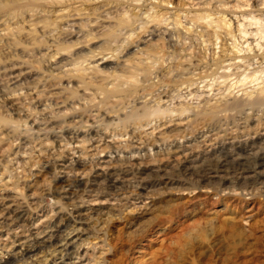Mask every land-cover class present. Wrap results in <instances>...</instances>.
<instances>
[{"label": "rangeland", "instance_id": "374dc122", "mask_svg": "<svg viewBox=\"0 0 264 264\" xmlns=\"http://www.w3.org/2000/svg\"><path fill=\"white\" fill-rule=\"evenodd\" d=\"M263 9L264 0H0V205L25 207L20 214L31 226L60 224L76 255L86 254L91 264H135L142 250L145 264H264V187L251 192L218 177L196 183L174 166L186 153L228 137L264 133V109L229 119L220 113L217 122L194 111L207 100L226 101L264 86ZM145 66L151 68L140 70ZM143 105L176 111L153 117L150 126L121 124ZM130 156L143 159L144 177L163 167L177 181L136 188L134 195L130 188L128 198L88 197L62 206L67 177L93 170L94 179L100 167ZM49 228L39 237L46 244ZM1 237L0 244L19 247L15 232L3 229ZM10 253L0 246V259L28 263Z\"/></svg>", "mask_w": 264, "mask_h": 264}, {"label": "bare ground", "instance_id": "6f19581e", "mask_svg": "<svg viewBox=\"0 0 264 264\" xmlns=\"http://www.w3.org/2000/svg\"><path fill=\"white\" fill-rule=\"evenodd\" d=\"M64 1V0H63ZM33 2V1H32ZM60 2V1H59ZM128 2V1H127ZM135 2V1H134ZM158 2V1H157ZM16 3V2H15ZM3 4V2H2ZM19 4V3H18ZM31 4V3H30ZM113 4V3H112ZM124 4V3H123ZM97 6V5H96ZM136 6V5H135ZM30 8V6H29ZM35 8V7H34ZM86 9V8H85ZM159 9V8H158ZM23 10V9H22ZM66 10V9H65ZM114 10V9H113ZM264 10V9H263ZM12 11V10H11ZM61 11V10H60ZM80 11V10H79ZM99 11V10H98ZM97 11V12H98ZM111 11V10H110ZM131 11V10H130ZM136 11V10H135ZM89 12V11H88ZM96 12V11H95ZM140 13V12H139ZM58 14V12H57ZM111 14V13H110ZM125 14V13H124ZM161 14V13H160ZM77 15V14H76ZM112 15V14H111ZM121 15V14H120ZM135 15V14H134ZM133 15V16H134ZM65 16V15H64ZM95 16V15H94ZM99 16V15H98ZM107 16V15H106ZM166 16V15H165ZM253 16V14H252ZM68 17V16H66ZM88 17V16H87ZM135 17V16H134ZM149 17V15H148ZM157 17V16H155ZM159 17V16H158ZM246 17V16H245ZM257 17L253 16L252 18ZM164 18V17H161ZM206 18V17H205ZM234 18V17H233ZM258 18V17H257ZM72 19V18H71ZM93 19V18H92ZM157 19V18H156ZM169 19V18H168ZM200 19V18H199ZM241 19V18H240ZM155 20V19H154ZM166 20V19H165ZM238 20V19H237ZM255 20V19H254ZM259 20V19H258ZM46 21V20H45ZM94 21V20H93ZM91 21V22H93ZM109 21V20H108ZM137 21V20H136ZM142 21V20H141ZM233 21V20H232ZM257 21V20H256ZM127 22V21H126ZM238 22V21H237ZM8 23V22H7ZM6 23V26H7ZM51 23V22H50ZM76 23V22H75ZM118 23V22H117ZM4 24V23H3ZM74 24V23H73ZM79 24V23H78ZM83 24V23H82ZM92 24V23H91ZM120 24V23H119ZM144 24V23H143ZM149 24V22H148ZM94 25V24H93ZM104 25V24H103ZM127 25V24H125ZM10 26V25H9ZM22 26V25H21ZM74 26V25H73ZM90 26V25H89ZM150 26V25H149ZM152 26V25H151ZM228 26V25H227ZM1 27V26H0ZM16 27V26H15ZM14 27V28H15ZM85 28V26H82ZM99 27V26H98ZM116 27V26H115ZM119 28V27H118ZM11 29V28H8ZM33 29V28H32ZM39 29V28H38ZM87 29V28H86ZM120 29V28H119ZM12 30V29H11ZM43 30V29H42ZM90 30V29H89ZM93 30V29H92ZM108 30V29H107ZM106 30V33L108 32ZM113 30V28H112ZM33 31V30H32ZM36 31V30H35ZM45 31V30H44ZM116 31V30H115ZM141 31V30H140ZM21 32V31H20ZM70 32V31H69ZM93 32V31H92ZM248 32V31H247ZM264 32V30H263ZM14 33V32H13ZM112 33V32H111ZM170 33V32H169ZM9 34V33H8ZM20 34V33H19ZM144 34V33H143ZM218 34V33H217ZM18 35V34H17ZM53 35V34H52ZM160 35V34H159ZM181 35V34H180ZM202 35V34H201ZM234 35V34H233ZM253 35V34H252ZM10 36V35H9ZM46 36V35H45ZM108 36V35H107ZM60 37V36H59ZM112 37V36H111ZM187 37V36H186ZM10 38V37H9ZM8 38V39H9ZM122 38V37H121ZM202 38V37H201ZM235 38V37H234ZM197 39V38H196ZM36 40V39H35ZM39 40V39H37ZM158 40V39H157ZM62 41V40H61ZM106 41V40H105ZM190 41V40H189ZM202 41V40H201ZM207 41V40H206ZM10 42V41H9ZM8 42V43H9ZM117 42V41H116ZM153 42V41H152ZM161 42V41H160ZM224 42V41H223ZM36 43V42H34ZM107 43V42H106ZM130 43V42H129ZM158 43V42H157ZM184 43V42H183ZM248 43V42H247ZM148 44V43H147ZM194 44V43H193ZM207 44V43H206ZM55 45V44H54ZM69 45V44H68ZM6 46V45H5ZM65 46V45H62ZM67 46V45H66ZM191 46V45H190ZM59 47V46H58ZM70 47V46H69ZM94 47V46H93ZM157 47V46H156ZM163 47V46H161ZM259 47V45H258ZM20 48V47H19ZM52 48V47H51ZM60 48V47H59ZM62 48V47H61ZM101 48V47H100ZM206 48V46H205ZM26 49V48H25ZM62 49H67V47H63ZM62 49L57 48V52L61 53ZM250 49V48H249ZM264 49V48H263ZM22 50V49H21ZM51 50V49H50ZM101 50V49H100ZM213 50V49H212ZM68 51V49H67ZM70 51V50H69ZM91 51V50H90ZM141 51V50H140ZM139 51V52H140ZM147 51V50H146ZM205 51V49H204ZM247 51V50H246ZM259 51V50H258ZM97 52V51H96ZM138 52V53H139ZM151 52V49L150 51ZM149 52L148 55L150 54ZM195 52V50H194ZM56 53V52H55ZM87 53V52H86ZM85 53V54H86ZM89 53V52H88ZM95 53V52H94ZM102 53V52H100ZM158 53V52H157ZM164 53V51H163ZM162 53V54H163ZM20 54V53H19ZM50 54V53H49ZM53 54V53H52ZM84 54V53H83ZM125 54V53H124ZM146 54V53H145ZM92 55V54H91ZM90 55V56H91ZM101 55V54H100ZM152 55V54H151ZM230 55V54H229ZM89 56V58H91ZM105 56V55H104ZM137 56V54H136ZM222 56V55H221ZM53 57V56H52ZM87 57V56H86ZM88 58V57H87ZM142 58V57H141ZM259 58V57H258ZM86 59V58H85ZM84 59V60H85ZM133 59V58H132ZM151 59V58H150ZM157 59V58H156ZM155 59V60H156ZM212 59V58H211ZM56 60V59H55ZM94 60V59H93ZM163 60V59H162ZM165 60V59H164ZM203 60V59H202ZM201 60V61H202ZM246 60V59H245ZM117 61V60H116ZM161 61V60H160ZM130 62V61H129ZM147 62V61H146ZM223 62V61H222ZM57 63V62H56ZM118 63V62H117ZM136 64V62H134ZM142 63V62H141ZM153 63V62H152ZM201 63V62H200ZM215 63V62H214ZM139 64V63H138ZM221 64V63H220ZM246 64V63H245ZM244 64V65H245ZM3 65V64H2ZM80 65V64H79ZM88 65V64H87ZM126 65V64H125ZM223 65V64H222ZM231 65V64H230ZM229 65V66H230ZM121 66V65H120ZM127 66V65H126ZM143 66V65H142ZM102 67V66H101ZM104 67V66H103ZM113 67V66H112ZM132 67V66H131ZM150 67V66H149ZM148 67V68H149ZM158 67V66H157ZM247 67V66H246ZM99 68V67H98ZM116 68V67H115ZM114 68V69H115ZM129 68V67H128ZM143 68V67H142ZM147 66H145L143 69L140 70H149ZM151 68V67H150ZM171 68V67H170ZM241 68V67H240ZM212 69V68H211ZM210 69V70H211ZM224 69V68H223ZM237 69V68H236ZM78 70V69H77ZM81 70V69H80ZM78 70V72L80 71ZM100 70V69H99ZM113 70V69H112ZM228 70V69H227ZM234 70V69H233ZM258 70V69H257ZM103 71V70H101ZM119 71V70H118ZM122 71V70H121ZM128 71V69H127ZM208 71V70H207ZM226 71V70H225ZM252 71V70H251ZM131 71H129L130 73ZM220 72V71H219ZM224 72V71H223ZM233 72V71H232ZM241 72V71H240ZM11 73V72H10ZM82 73V72H81ZM84 73V72H83ZM167 73V72H166ZM249 73V72H248ZM102 74V73H101ZM133 76H137L139 74V67L135 66L133 67ZM163 74V73H162ZM222 74V73H221ZM236 74V73H235ZM83 75V74H82ZM95 75V74H94ZM124 75V74H123ZM224 75V73H223ZM226 75V74H225ZM224 75V76H225ZM17 76V75H16ZM15 76V77H16ZM131 76V75H130ZM147 76V75H146ZM78 77V76H77ZM106 77V76H105ZM124 77V76H123ZM249 77V76H248ZM247 77V78H248ZM91 78V77H90ZM129 78V77H128ZM132 78V77H131ZM134 78V77H133ZM147 78V77H146ZM220 78V77H219ZM223 78V77H222ZM242 78V77H241ZM108 79V78H107ZM228 79V78H227ZM259 79V78H258ZM23 80V79H22ZM94 80V79H93ZM135 80V79H134ZM171 80V79H170ZM175 80V79H174ZM247 80V79H246ZM264 80V79H263ZM84 81V80H83ZM138 81V80H136ZM141 81V80H140ZM179 81V80H178ZM245 81V80H244ZM85 82V81H84ZM94 82V81H93ZM124 82V81H123ZM131 82V81H130ZM203 82V81H202ZM133 83V82H132ZM131 83V84H132ZM167 83V82H164ZM192 83V82H191ZM15 84V83H14ZM169 84V82H168ZM247 84V83H246ZM120 85V84H119ZM194 85V84H193ZM212 85V84H211ZM238 85V84H237ZM118 85L116 84V87ZM230 86V85H229ZM102 87V86H101ZM115 87V86H113ZM121 87V86H120ZM157 87V86H156ZM167 87V86H166ZM189 87V86H188ZM207 87V86H206ZM241 87V86H240ZM249 88V87H248ZM186 89V88H185ZM116 90V89H115ZM168 90V89H167ZM177 90V88H176ZM184 90V89H183ZM221 90V89H220ZM245 90V88H244ZM97 91V89H96ZM100 91V90H99ZM160 91V90H159ZM227 91V89H226ZM243 91V89H242ZM247 91V88L246 90ZM255 91V90H254ZM254 91L250 92H243V95L239 96L234 95L233 97L229 98L226 101H216L212 103L211 101H208V105L206 102L204 108H201L199 111H197V115H199L202 119L206 117H210L208 119H217L218 116H220V113L227 114V118L230 117L231 115L239 114L243 112L245 109H255L259 108L264 109V86L261 87L259 90L255 91L257 92L254 94ZM54 92V91H53ZM101 92V91H100ZM131 92V91H130ZM146 92V91H145ZM56 92H54L55 94ZM58 93V92H57ZM156 93V92H155ZM187 93V92H186ZM220 93V92H219ZM53 94V95H54ZM97 94V93H96ZM144 94V93H143ZM181 94V93H180ZM229 94V93H228ZM227 94V95H228ZM231 94V93H230ZM219 95V94H218ZM52 96V95H51ZM97 96V95H96ZM130 97V96H129ZM169 97V96H168ZM97 99V98H96ZM150 100V99H149ZM171 100V99H170ZM113 101V100H112ZM205 101V100H204ZM111 102V101H110ZM141 102V101H140ZM209 102H211L209 104ZM102 103V102H101ZM107 103V102H105ZM178 103V102H177ZM194 103V102H193ZM203 103V102H201ZM157 104V103H156ZM191 104V103H190ZM201 105V104H200ZM115 106V105H114ZM125 106V105H124ZM106 108V107H105ZM187 108V107H186ZM194 108V107H193ZM192 108V109H193ZM197 109V107H195ZM189 109V107H188ZM129 110V109H128ZM175 108L172 109H166L160 107L158 105L157 107L154 106H149V105H143L142 107L136 108L132 110L129 113H126L121 121V124H123L125 127L129 126L131 123L134 124V126L138 125H149L151 124V120L153 117H158L162 115H167L171 112H173ZM184 110V109H183ZM187 110V109H185ZM189 109L188 111H190ZM176 111V110H175ZM246 111V110H245ZM258 111V110H257ZM264 111V110H263ZM254 112V111H253ZM196 113V112H194ZM193 113V114H194ZM170 115V114H169ZM232 116V117H233ZM122 117V116H120ZM236 117V116H235ZM234 117V118H235ZM163 118V117H161ZM226 118V119H227ZM4 119V118H3ZM118 119V118H117ZM191 119V118H190ZM197 119V117H196ZM215 119V120H216ZM221 119V118H220ZM229 119V118H228ZM254 119V118H253ZM194 120V119H193ZM198 120V119H197ZM196 120V121H197ZM216 120V122H217ZM2 121V120H1ZM201 121V120H200ZM206 121V120H205ZM212 121V120H211ZM214 121V120H213ZM220 121V120H219ZM82 122V121H81ZM228 122V121H227ZM3 123V121L1 122ZM37 123L36 120L34 121L33 124ZM89 123V122H87ZM156 123V122H155ZM195 123V122H194ZM197 123V122H196ZM226 123V122H225ZM230 123V122H229ZM228 124V123H227ZM13 125V124H12ZM73 125V124H72ZM163 125V124H162ZM213 125V124H212ZM219 125V124H218ZM31 126V125H30ZM55 126V125H54ZM71 126V125H70ZM146 126V127H147ZM227 126V125H226ZM230 126V125H229ZM17 127V126H16ZM62 127V126H61ZM75 127V126H74ZM141 127V126H140ZM59 128V127H58ZM68 128V127H66ZM247 128V127H246ZM16 129V128H15ZM44 129V128H43ZM60 129V128H59ZM129 129V128H128ZM232 129V128H230ZM37 129H34L36 131ZM49 130V129H48ZM127 130V129H126ZM42 131V130H41ZM45 131V130H44ZM66 131V130H65ZM97 131V130H96ZM95 131V133H96ZM154 131V129H153ZM213 131V130H212ZM248 131V130H247ZM40 132V131H39ZM46 132V131H45ZM70 133V131L68 130ZM72 132V131H71ZM91 132V130L89 131ZM136 131L134 130L132 133H129L130 136L133 138L135 137L134 134ZM141 132V131H140ZM231 132V131H230ZM233 132V131H232ZM43 133V132H42ZM57 133V132H56ZM48 134V133H47ZM65 134V133H64ZM74 134V133H72ZM90 134V133H89ZM138 134V131H137ZM201 134V133H200ZM204 134V133H203ZM229 134V133H228ZM231 134V133H230ZM233 134V133H232ZM67 135V134H66ZM92 135V133L90 134ZM95 135V134H93ZM183 135V134H182ZM194 135V134H193ZM219 135V134H218ZM224 135V134H223ZM226 135V134H225ZM243 135V134H242ZM51 136L56 137V134L53 132L51 133ZM64 136V135H63ZM74 136V135H73ZM80 136V135H79ZM88 136V135H87ZM208 136V135H207ZM222 136V135H221ZM231 136V135H230ZM240 136V135H239ZM249 136V135H248ZM75 137V136H74ZM91 137V136H89ZM96 137V136H95ZM187 137V136H186ZM197 137V136H196ZM201 137V136H200ZM220 137V136H219ZM237 137V136H236ZM236 137H228L227 140H221L219 141L216 145H213L209 149H204L198 151L196 154H189L188 156L187 153L183 157L176 161L177 163L174 165L178 174H181L189 179H191L193 182L196 183H203V182H212L214 181V178H220L222 181L225 182H230L231 184L234 185H240V187H244L246 190H250L251 192L253 190H258L261 187H264V133L260 136L257 137H247L246 138H241L237 139ZM244 137V136H243ZM67 138V137H66ZM69 138H72L69 137ZM84 138V136H83ZM94 138V136H93ZM141 138V137H140ZM78 139V138H77ZM87 139V138H85ZM158 139V138H157ZM189 139V138H188ZM200 138L198 137V140ZM60 140V139H59ZM73 140V139H72ZM75 140V139H74ZM143 140V139H142ZM141 140V141H142ZM217 140V139H216ZM70 141V140H69ZM91 141V139H90ZM104 141V140H103ZM48 142V141H47ZM62 142V141H61ZM79 143V140L76 141ZM75 142V143H76ZM133 142H137L136 140ZM145 142V141H144ZM154 142V141H153ZM66 143V142H65ZM85 143V141L83 142ZM143 143V142H142ZM208 143V142H207ZM206 143V144H207ZM211 143V142H210ZM31 144V143H30ZM35 144V143H34ZM58 144V143H57ZM59 146H63L62 143H59ZM67 144V143H66ZM69 144H72V141H70ZM77 144V143H76ZM81 144V143H80ZM90 144V142H89ZM102 145L101 143H99ZM108 144V143H107ZM128 144V143H127ZM134 144V143H133ZM136 144V143H135ZM153 144V143H152ZM190 144V143H189ZM28 145V144H27ZM33 145V144H32ZM98 145V144H97ZM111 145V144H110ZM133 146L131 143L129 146ZM142 145V144H140ZM149 145V144H148ZM159 145V144H158ZM73 146V145H71ZM70 146V147H71ZM76 146V145H75ZM72 147L73 150L76 151V148L78 147ZM80 146V145H79ZM83 146V145H82ZM93 146V145H92ZM105 145L104 147H106ZM118 146V145H117ZM130 146V147H131ZM139 146V145H138ZM156 146V145H155ZM164 146V145H163ZM201 146V145H200ZM204 146V145H203ZM37 147V145H36ZM35 147V148H36ZM102 147V146H101ZM144 147V146H143ZM180 147V146H179ZM33 148V147H32ZM81 148V147H80ZM91 148V147H90ZM95 148V147H94ZM120 148V147H119ZM152 148V147H151ZM177 148V147H176ZM21 149V148H20ZM65 149V148H64ZM71 149V148H70ZM92 149V148H91ZM97 149V147H96ZM100 148H98L99 151ZM103 149V148H102ZM105 149V148H104ZM117 149V148H116ZM159 149V148H158ZM178 149V148H177ZM193 149V148H192ZM197 149V148H196ZM34 150V149H33ZM36 150V149H35ZM43 150V149H42ZM72 150V151H73ZM95 150V149H94ZM101 150V149H100ZM131 150V149H130ZM182 150V148H181ZM187 150V149H185ZM184 150V151H185ZM41 151V150H39ZM59 151V150H58ZM79 151V149H78ZM93 151V150H92ZM95 152L99 153L100 152ZM118 151V150H117ZM174 151V150H173ZM26 152V151H25ZM176 152V151H175ZM187 152V151H185ZM189 152V151H188ZM192 152V151H190ZM41 153V152H40ZM177 153V152H176ZM184 154V152L182 151ZM181 153V154H182ZM39 155V153H37ZM83 154V153H82ZM132 154V153H131ZM94 155V154H93ZM98 155V154H97ZM133 155V154H132ZM111 156V155H110ZM122 156V155H121ZM140 156V155H139ZM137 157V156H136ZM49 158V157H48ZM46 158V159H48ZM70 158V157H69ZM76 158V157H74ZM72 158V160L74 159ZM112 158V157H111ZM118 159L116 161H119V163L113 164V162L107 166L100 167V171L96 174V177L92 179L90 177L91 171L85 172L84 170H80L79 173L72 175V177H67L64 182H65V188H67V195L65 196V205L66 204H75L77 203V199L82 200L83 202L86 201L88 197H95L96 199L102 198V196H117V198H128L130 195H128V190H130V194L134 195L135 189L136 188H144L147 189L148 187L155 185V184H160V183H170L173 181H177V178H175L172 175H167L165 172V169L163 167H159L156 171V175L151 176V177H144V174L147 172V167H144L143 165L144 161H140L139 158L141 157H126L125 159H121L120 157H117ZM29 159V158H28ZM44 159V158H42ZM102 159V158H100ZM98 159V160H100ZM115 159V158H114ZM142 159V158H141ZM71 160V159H70ZM76 160V159H75ZM74 160V163L76 162ZM91 160V159H90ZM143 160V159H142ZM107 161V159H106ZM18 162V161H17ZM77 164L85 165L82 160L81 162H76ZM105 163V161H104ZM109 163V162H108ZM67 164V163H66ZM69 164V163H68ZM72 164V163H71ZM106 165V164H105ZM125 165H130V167H126ZM20 166V165H19ZM67 166V165H66ZM73 166V165H72ZM71 166V167H72ZM96 166V165H95ZM100 166V165H99ZM58 167V166H57ZM75 167V166H74ZM97 167V166H96ZM62 168V167H61ZM70 168V167H69ZM71 169V168H70ZM12 171V170H11ZM66 171V170H65ZM17 172V171H16ZM21 172V171H20ZM70 172V171H69ZM77 172V171H76ZM163 172V173H162ZM167 172V171H166ZM176 172V173H177ZM68 174V173H67ZM70 174V173H69ZM72 174V173H71ZM70 174V175H71ZM89 176V177H88ZM161 176V177H160ZM173 177L175 180H172ZM134 180V181H132ZM138 181V182H136ZM221 181V182H222ZM59 183V182H58ZM63 183V182H62ZM60 185V184H59ZM222 185V184H221ZM163 186V185H162ZM63 187V186H62ZM225 187V186H224ZM228 187V186H227ZM235 187V186H234ZM134 188V189H133ZM233 189V188H232ZM235 189V188H234ZM233 189V190H234ZM148 190V189H147ZM244 190V189H243ZM123 191V192H121ZM226 191V189H225ZM62 192V191H61ZM60 192V193H61ZM258 192V191H257ZM1 193V192H0ZM254 193V192H253ZM66 194V193H65ZM4 195V194H2ZM64 195V194H63ZM62 195V196H63ZM5 196V195H4ZM8 196V195H7ZM60 196V195H59ZM116 199V198H115ZM78 200V201H79ZM93 200V199H92ZM95 200V199H94ZM119 200V199H118ZM63 201V200H62ZM60 200V203H63ZM120 201V200H119ZM118 201V202H119ZM124 202V200H122ZM121 201V202H122ZM128 201V200H127ZM18 202V201H17ZM59 202V201H58ZM89 202V200H88ZM130 202V201H129ZM11 203V202H10ZM16 203V202H14ZM56 203V202H55ZM80 205V202H78ZM82 203V202H81ZM85 203V202H84ZM17 205H20L16 203ZM22 204V203H21ZM128 204V202H127ZM24 205V204H23ZM22 205V206H23ZM126 205V204H125ZM146 205V204H145ZM15 204L11 205H5L1 204L0 205V235L3 229H7V231L15 232V236L18 237L17 240H19V247L17 249H11L10 243L5 242L4 244H0L2 248L4 247L7 249V251L11 252V256L14 259H17L18 261L22 262L23 260L28 261L27 264H38V262H42V264H91L88 263L89 261L86 262V254L83 256L81 255H76L77 251H75V246L71 243L70 239L67 237V233L65 234L62 228V226L58 225H50L47 227H52L51 234L48 239V243H44V240L40 239V235L46 232V226L42 228H38L36 226H31L30 224H25L23 223L24 219V214L21 215V211L25 210V207L21 210H19L17 207H15ZM75 207V206H74ZM63 208V207H62ZM64 209V208H63ZM26 211V210H25ZM29 211V210H28ZM65 212V211H64ZM72 212V211H70ZM81 212V211H80ZM24 213V212H23ZM29 213V212H27ZM57 213V212H56ZM227 213V212H226ZM58 214V213H57ZM69 214V213H68ZM67 214V215H68ZM27 215V214H26ZM51 215V214H50ZM71 215V214H70ZM81 215V214H80ZM30 216V215H29ZM55 216V215H53ZM27 217V216H25ZM62 217V216H61ZM72 217H76L73 216ZM79 217V216H78ZM227 218V217H226ZM62 220V219H61ZM58 221V220H57ZM46 222V221H45ZM71 222V221H70ZM69 222V223H70ZM43 224V223H42ZM72 224V223H71ZM70 224V225H71ZM28 225V226H27ZM27 226V227H26ZM67 226V225H65ZM55 227V228H54ZM49 228V229H50ZM2 229V230H1ZM18 229L20 231H18ZM48 229V230H49ZM7 233V232H6ZM6 235V234H5ZM3 236V235H2ZM47 237V236H46ZM159 237V236H158ZM3 239V237L0 238V240ZM11 239V238H10ZM46 239V238H45ZM162 239V237H161ZM160 239V240H161ZM14 240L13 242L17 241ZM46 241V240H45ZM12 243V242H11ZM53 248V250L51 249ZM48 252L44 254V257H39V259L34 260L33 257L36 255L38 252ZM142 252L140 255H138V258L136 257V263L135 264H145L147 254L146 250L140 251ZM52 253V254H49ZM152 253V252H151ZM79 254V252H78ZM43 255V254H42ZM10 256V257H11ZM36 258V257H35ZM146 258V259H145ZM30 259V260H29ZM33 259V260H32ZM13 259H3L1 258L0 261L1 263L4 264H9ZM59 261V262H58ZM16 262V261H15ZM58 262V263H57ZM12 263V262H11ZM134 263V262H133ZM97 264V263H96Z\"/></svg>", "mask_w": 264, "mask_h": 264}]
</instances>
